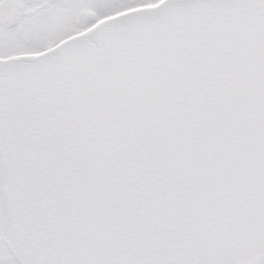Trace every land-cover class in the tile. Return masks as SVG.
Instances as JSON below:
<instances>
[{
  "label": "snow or ice",
  "instance_id": "obj_1",
  "mask_svg": "<svg viewBox=\"0 0 264 264\" xmlns=\"http://www.w3.org/2000/svg\"><path fill=\"white\" fill-rule=\"evenodd\" d=\"M0 264H264V0H0Z\"/></svg>",
  "mask_w": 264,
  "mask_h": 264
}]
</instances>
